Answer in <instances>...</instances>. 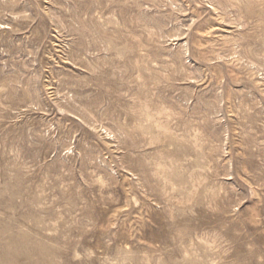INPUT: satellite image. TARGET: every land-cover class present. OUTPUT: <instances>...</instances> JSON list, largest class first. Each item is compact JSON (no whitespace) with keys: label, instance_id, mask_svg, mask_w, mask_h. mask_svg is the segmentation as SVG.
I'll use <instances>...</instances> for the list:
<instances>
[{"label":"rangeland","instance_id":"374dc122","mask_svg":"<svg viewBox=\"0 0 264 264\" xmlns=\"http://www.w3.org/2000/svg\"><path fill=\"white\" fill-rule=\"evenodd\" d=\"M0 264H264V0H0Z\"/></svg>","mask_w":264,"mask_h":264}]
</instances>
